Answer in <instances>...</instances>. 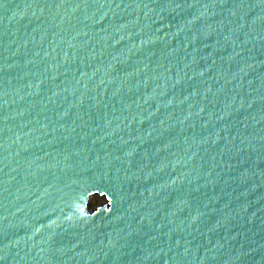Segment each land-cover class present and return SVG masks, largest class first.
Segmentation results:
<instances>
[{"label":"water","instance_id":"1","mask_svg":"<svg viewBox=\"0 0 264 264\" xmlns=\"http://www.w3.org/2000/svg\"><path fill=\"white\" fill-rule=\"evenodd\" d=\"M0 264H264V0H0Z\"/></svg>","mask_w":264,"mask_h":264},{"label":"rangeland","instance_id":"2","mask_svg":"<svg viewBox=\"0 0 264 264\" xmlns=\"http://www.w3.org/2000/svg\"><path fill=\"white\" fill-rule=\"evenodd\" d=\"M103 203H104V201L101 198L94 197V198H92L89 207H90V209H93V208H95L97 206L102 205Z\"/></svg>","mask_w":264,"mask_h":264}]
</instances>
